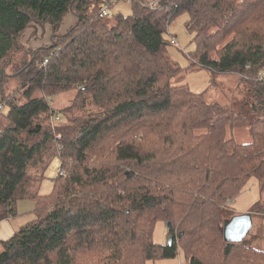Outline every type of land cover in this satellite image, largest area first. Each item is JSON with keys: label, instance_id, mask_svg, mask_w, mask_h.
I'll return each mask as SVG.
<instances>
[{"label": "trees", "instance_id": "16d2710c", "mask_svg": "<svg viewBox=\"0 0 264 264\" xmlns=\"http://www.w3.org/2000/svg\"><path fill=\"white\" fill-rule=\"evenodd\" d=\"M102 1L0 0V221L34 204V219L0 242V264H145L179 251L187 264H264L261 224L239 243L222 237L248 181L264 194V0L132 2L113 25L96 16ZM68 13L76 22L60 35ZM181 14L195 44L185 68L167 51ZM32 22L51 26L48 46L24 47ZM201 70L212 87L232 75L240 108L192 92L186 75ZM55 160L64 175L40 194ZM157 221L171 244L153 242Z\"/></svg>", "mask_w": 264, "mask_h": 264}, {"label": "rangeland", "instance_id": "374dc122", "mask_svg": "<svg viewBox=\"0 0 264 264\" xmlns=\"http://www.w3.org/2000/svg\"><path fill=\"white\" fill-rule=\"evenodd\" d=\"M132 5L120 3L114 7V14H111L109 18V24L113 25V21L110 20L113 15L127 16L131 14ZM188 17L186 14L177 16L171 23L168 33L175 37L177 45L168 46V56L172 61L179 64L180 67L185 68L188 65L186 57L195 50V44L193 41V35L189 34L186 29V22ZM37 24L32 22L28 28L34 29ZM25 52V53H24ZM21 52L17 54L16 58L12 59V63L19 62L23 56L25 59L30 58V52ZM20 64V63H19ZM14 70L9 67L6 71L7 74L12 73ZM185 83L192 92L203 93L207 102L218 103L223 105H230L232 107L240 108L241 102L244 98L243 93H238L237 80L232 75H220L218 78V84L216 87L210 86L211 76L210 73L201 70L196 72H188L185 78ZM9 84L5 89V93L11 94L18 89L19 83L15 79H10ZM73 97V92H67L59 96L52 98V106L58 110L66 108L68 100ZM61 117V116H60ZM61 121V119H59ZM56 123L50 124L54 128ZM52 129V128H51ZM233 138L237 143L246 144L251 142L250 135L245 130H235L232 133ZM59 168L57 161H53L45 172V180L40 186V194H46L49 192L52 185V179L57 175L56 170ZM231 208L236 213L247 212L254 208L261 212L262 217L258 218L257 215L253 216V228H256L261 224L262 232L264 235V194L259 192V187L255 179H251L242 189V192L230 201ZM34 204L29 200L18 201L16 203L15 217H10L12 228L17 231L26 223L34 219L33 214ZM256 226V227H255ZM167 229L166 225L162 221H157L153 228L152 239L155 244L165 245L167 242ZM260 248L264 250V240L259 243ZM145 264H187V259L184 254L179 251L176 258L163 259L157 261H147Z\"/></svg>", "mask_w": 264, "mask_h": 264}, {"label": "crops", "instance_id": "0c3cea01", "mask_svg": "<svg viewBox=\"0 0 264 264\" xmlns=\"http://www.w3.org/2000/svg\"><path fill=\"white\" fill-rule=\"evenodd\" d=\"M76 22V17L72 13H68L62 20L58 33H66ZM52 39V28L49 25L36 26L34 29L28 28L22 38L24 47L30 50H36L41 47L48 46ZM250 212L247 211L246 213ZM245 213V212H243ZM242 214V213H238ZM15 230L12 228L10 218L0 221V242L8 240Z\"/></svg>", "mask_w": 264, "mask_h": 264}, {"label": "built area", "instance_id": "2783aa9c", "mask_svg": "<svg viewBox=\"0 0 264 264\" xmlns=\"http://www.w3.org/2000/svg\"><path fill=\"white\" fill-rule=\"evenodd\" d=\"M132 2H138L140 3L143 7L149 9V10H157L159 9L164 3L165 0H103L102 3L99 6V9L97 11V18L98 19H106L111 17V14H113L114 7L120 3L124 4H130ZM167 38L169 40V43L171 46H176L177 42L174 36L170 35L167 33ZM47 64V60L43 62V66ZM2 110V104L0 103V111ZM59 117L55 116L52 119V122H58ZM51 122V123H52ZM57 175L63 176L64 171L61 168H58L56 170Z\"/></svg>", "mask_w": 264, "mask_h": 264}, {"label": "water", "instance_id": "95a60500", "mask_svg": "<svg viewBox=\"0 0 264 264\" xmlns=\"http://www.w3.org/2000/svg\"><path fill=\"white\" fill-rule=\"evenodd\" d=\"M253 226L252 213L237 214L225 221L222 228V237L224 242L239 243L250 232ZM172 237L167 239V243L171 244Z\"/></svg>", "mask_w": 264, "mask_h": 264}]
</instances>
